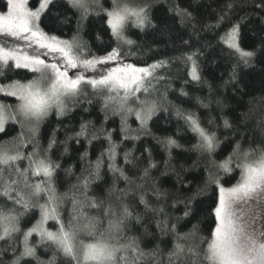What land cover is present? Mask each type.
<instances>
[{
	"label": "trees",
	"instance_id": "obj_1",
	"mask_svg": "<svg viewBox=\"0 0 264 264\" xmlns=\"http://www.w3.org/2000/svg\"><path fill=\"white\" fill-rule=\"evenodd\" d=\"M133 1L148 6L150 22L143 29L131 21L126 25L125 39L133 41L132 44L120 42L111 34L103 11L111 8V0H98L99 7H94L85 20H81L80 13L68 0H53L38 23L47 35L60 40L71 41L77 37L86 57H102L118 48L120 57L135 67L165 61V65L156 68L153 76L146 80V96L157 107L151 120L142 128L129 117L125 125L114 103L105 106L108 94L83 86L77 97L70 98L64 113L58 115L53 109L40 124L37 135L20 150L27 155L35 144L43 155L49 141H56L48 155L59 164L56 188L60 195L66 192L71 195L77 178L87 175L85 169L94 168L103 154L99 174L92 179L88 195L107 203L109 200L116 202L117 197L125 193L123 201L132 211V217L126 221L125 237L136 238L145 251L159 248L158 258H149L147 264H157V260L159 264H168L173 237L161 232L158 222L166 219L182 234L195 226L197 243L200 237L209 236L214 227L212 209L218 198L210 173L212 178L219 177L223 187H232L240 179L237 157L242 159L247 149L264 145V7H258L264 0ZM39 2L28 0V5L37 8ZM6 5L7 0H0V11H5ZM177 7L187 10L191 16L182 22L176 14ZM221 16L224 20L218 24ZM236 24L239 25L240 48L255 53L247 66L222 39ZM188 56L196 63L199 80H193L189 74L192 61ZM2 71L4 76H0V84H7L8 78L26 82L37 75L17 69L11 63ZM178 111L183 115L193 114L201 127L210 134L215 133L218 146L214 153L209 155L194 147L199 137ZM225 120L231 127L224 126ZM82 125L87 126V135L77 136ZM7 129L6 135L0 134V138L7 141L5 147L20 145L19 138L13 139L19 137L20 126L9 123ZM30 135L24 133L23 139L28 140ZM109 136L111 143L117 145L114 164L130 178L131 184H126L119 172L109 169ZM168 138L174 139L179 147L169 149ZM237 143L240 153L233 155ZM126 153L128 163L125 162ZM229 156H232L230 167L233 171L226 173L217 165ZM18 164L25 168L28 161L21 160ZM150 164L156 167L149 168ZM145 168H149L147 177H144ZM39 179L42 177L32 178L33 181ZM157 192L163 195L158 198ZM141 195L151 207L162 208L163 212L145 209L140 203ZM0 205L11 207L4 197H0ZM58 211L67 224L73 211L71 200H63ZM89 211L96 215L94 210ZM186 211L188 216L184 215ZM40 216L38 204L24 212L19 221L22 231L15 237L17 243L22 240V232L33 227ZM47 227L56 231L59 226L56 221H50ZM8 243L0 241V260L4 264H10L13 259L11 250L3 252ZM30 244L36 247L38 260L26 258L21 264H48L54 256L53 264H65V258L56 253L53 246L41 243L35 235L30 237Z\"/></svg>",
	"mask_w": 264,
	"mask_h": 264
},
{
	"label": "snow or ice",
	"instance_id": "obj_2",
	"mask_svg": "<svg viewBox=\"0 0 264 264\" xmlns=\"http://www.w3.org/2000/svg\"><path fill=\"white\" fill-rule=\"evenodd\" d=\"M52 3L53 0H40L39 6L33 10L28 7V0H7V12L0 14V37L4 38L0 41V76H4L2 69L10 66V62L17 69L25 68L38 74L26 82L8 78L7 84H0V96L13 97L16 101L15 104L0 101V134H7L9 123L19 125L21 129L19 137H13L21 140L15 151L5 147L7 141L0 138V197L11 203V207L0 205V241L9 242L3 252L12 251L13 259L10 264H21L26 258L38 260L36 247L30 244V237L36 233L41 243L53 246L56 253L65 258V264H147L149 258H158L160 250L157 247L145 251L136 238L125 237L126 221L132 217L130 205L123 201L125 193L117 197L116 202L109 200L107 203L88 195L92 179L99 174L103 154L97 159L94 168L85 169L87 175L82 174L77 178L78 183L73 185L75 191L71 195L67 192L60 195L56 188V169L59 164L54 163L48 155L56 141H49L43 155L35 144L33 151L27 155L20 149L27 147L31 138L37 135L40 124L53 109L58 115L64 113L65 99L77 97L81 92L82 83H87L93 90L115 93L106 97L105 106L110 102L116 104L115 110L121 114L123 124L126 125L128 116L135 115V119L143 128L156 113L157 107L154 102L141 100L136 94L141 91L148 93L146 78L153 76V71L163 67L166 62L161 61L147 68L120 63L99 79L85 80L82 74L70 78L69 68L82 67L94 71L97 64L119 61L120 52L118 48H114L106 56L87 58L83 55L82 45L77 37L68 41L47 35L41 30L38 22ZM68 3L80 13L81 20L87 19L94 7H99L97 0H68ZM258 7H264V3ZM103 11L111 34L127 44L133 43L123 35L130 21L141 29L150 22L148 6L133 0H112L111 8ZM176 14L181 17L182 22L191 16L187 10L178 7ZM223 20L224 16H221L218 24ZM238 37L239 25L236 24L222 39L229 48L235 50L247 66L255 53L241 49ZM14 40H23L29 46L34 43L37 48L45 49L44 55H51L53 62L41 59L39 52L28 55L12 43ZM78 49L81 51L78 52ZM187 59L192 61L189 73L191 78L199 80L195 61L192 56ZM131 97H135L139 103L138 109L129 105ZM177 114L183 115L179 111ZM183 118L190 130L199 137L194 147L209 155L214 153L218 146L215 133L210 134L201 127L193 114L183 115ZM26 125L31 134L28 140L23 139ZM224 126L231 127L227 120L224 121ZM76 135L86 136L87 126L82 125ZM95 138L93 134V139ZM108 139L109 169L114 173L119 172L126 184H131L132 181L124 171L115 166L117 145L111 143L110 136ZM166 145L169 149L173 146L179 147L172 138H168ZM238 153L239 143L235 146L233 155ZM237 159L239 162L236 167L240 169V179L232 187H223L219 177L212 178L210 173L211 183L218 190V198L212 209L214 227L209 236L200 237L197 243L198 229L195 226L190 232L182 234L177 231L175 224L169 225L166 219L158 222L157 226L161 232L173 237V247L168 252V264H264V145L247 149L242 153V159L240 156ZM21 160H27L28 166L21 168L18 164ZM125 162H129L127 153ZM231 164L232 156H229L217 166L230 173L233 171ZM154 167L155 164L149 166ZM149 168L144 169V177L149 175ZM33 177L42 179L33 181ZM156 194L158 198L163 195L160 192ZM41 199L44 203H39ZM65 199L71 200L73 208L67 224L61 219L58 211L60 203ZM140 203L154 213L163 212L162 208L151 207L143 195L140 197ZM37 204L41 211L40 220L22 232V240L17 243L16 234L22 231L19 226L20 217ZM17 206L24 211H18ZM89 210H94L96 215H92ZM184 215L188 216L189 213L186 211ZM49 220L56 221L59 226L56 231L44 227ZM17 249H20L18 254ZM54 260L55 256L48 264H53ZM0 264L4 262L0 260Z\"/></svg>",
	"mask_w": 264,
	"mask_h": 264
},
{
	"label": "rangeland",
	"instance_id": "obj_3",
	"mask_svg": "<svg viewBox=\"0 0 264 264\" xmlns=\"http://www.w3.org/2000/svg\"><path fill=\"white\" fill-rule=\"evenodd\" d=\"M98 1V0H97ZM111 2H112V0H111ZM133 2H135V1H133ZM135 3H137V2H135ZM138 4H140V3H138ZM28 7H29V5H28ZM30 8V7H29ZM31 9H36V8H31ZM6 12H7V8H6V10L5 11H0V14H6ZM123 35H124V33H123ZM124 37H125V35H124ZM4 38L3 37H0V41H2ZM10 40H11V38H9ZM120 42H124V40H119ZM12 43H14V44H16L20 49H22V50H24L25 52H27V54L28 55H35L37 52H39L40 53V58L41 59H44L46 62H53L52 61V57H51V55H44V52L46 51L45 49H39V48H37V46L33 43L32 44V46H29L28 45V43L27 42H25V41H23V40H18V41H12ZM104 56H106V55H104ZM96 57H98V56H96ZM101 57V56H100ZM103 57V56H102ZM87 58H91V57H87ZM11 63V62H10ZM120 63H122V64H129V63H127V62H125L124 60H123V58H121L120 57V59H119V61H109L108 63H105V64H97V65H95V70L93 71V70H90V69H85V68H82V67H78V68H69L68 69V76L70 77V78H75L77 75H83L84 77H85V80H89V79H99L101 76H104V75H106L109 71H111V69L112 68H114V67H117ZM12 64V63H11ZM12 65H14V64H12ZM150 66V65H149ZM149 66H146V67H137V68H147V67H149ZM22 69H25V68H22ZM26 70H28V69H26ZM156 70V69H155ZM154 70V71H155ZM30 71V70H29ZM153 71V72H154ZM38 75V74H37ZM36 75V76H37ZM137 75H139V74H137ZM148 78H150V77H147L146 78V80L148 79ZM146 82V81H145ZM83 86H88L89 88H92L90 85H88L87 83H82V85H81V87H83ZM98 91H100V90H98ZM101 92H104V93H106V94H108V95H115V93H108L106 90H104V91H101ZM123 94V92L121 91V95ZM136 95H138L139 97H140V99L141 100H144V99H147V100H149L150 101V97L149 96H146V94L143 92V91H141L140 93H137ZM70 98H72V97H68V98H66L65 99V104H66V106H67V103H68V101L70 100ZM151 98H152V96H151ZM7 99H9V100H11V101H9V100H7ZM153 99V98H152ZM0 101H3L4 103H9V104H15L16 103V101H15V98H13V97H7V98H5V97H3V96H0ZM128 103H129V105L131 106V107H133L134 109H138L139 107H140V105H139V103L136 101V99H135V97H131L130 99H129V101H128ZM116 105V104H115ZM117 106V105H116ZM129 117H133V119H135V115H130V116H128L127 117V119L129 118ZM135 121L136 122H138L136 119H135ZM139 123V122H138ZM140 125V124H139ZM27 125L25 126V128H24V133H25V135H27L29 132H28V130H27ZM16 147H17V145H15V144H12V145H9V146H7V148H9V149H11L12 151H15L16 150ZM41 217V216H40ZM39 220H40V218H39ZM38 220V221H39ZM50 221H55V220H49L45 225H44V227L45 228H47L48 229V223L50 222ZM49 230V229H48ZM32 235H35L37 238H39V241H40V237H39V235L38 234H36V233H33Z\"/></svg>",
	"mask_w": 264,
	"mask_h": 264
}]
</instances>
